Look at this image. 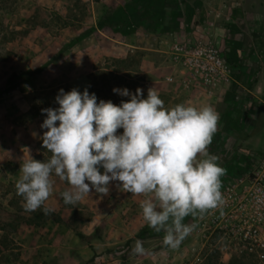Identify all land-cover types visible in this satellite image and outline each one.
<instances>
[{"label":"rangeland","instance_id":"1","mask_svg":"<svg viewBox=\"0 0 264 264\" xmlns=\"http://www.w3.org/2000/svg\"><path fill=\"white\" fill-rule=\"evenodd\" d=\"M187 43L218 49L232 81L210 92L204 86L185 87L170 54L174 45ZM137 87L144 98L154 87L165 107L186 103L184 96L192 90L197 97L191 104L215 107L220 121L209 152L222 167L227 166L222 153L259 146L264 0H0V264L222 263L217 236L204 230L200 214L185 217L183 223L195 228L171 249L163 244L165 233H156L143 220L144 197L124 192L119 181L110 182L107 196L93 190L72 207L61 195L70 185L53 176L49 202L54 197L55 210L49 215L42 208L25 211L16 194L28 155L38 161L51 156L42 146L47 129L40 127L46 118L41 109L59 107V89L87 88L97 102L119 106L129 97L112 89L135 94ZM29 234L38 238L40 251L30 246ZM137 239L143 241L144 255L132 252ZM230 263L255 264L238 257L222 264Z\"/></svg>","mask_w":264,"mask_h":264},{"label":"clouds","instance_id":"2","mask_svg":"<svg viewBox=\"0 0 264 264\" xmlns=\"http://www.w3.org/2000/svg\"><path fill=\"white\" fill-rule=\"evenodd\" d=\"M112 91L129 99L117 106L111 100L97 102L87 88L58 90L59 107L41 109L46 118L40 127L47 129L42 146L51 156L38 161L28 155L19 169L16 194L25 211L42 208L49 215L55 209L42 206L53 194V176L70 185L61 195L72 207L93 190L107 196L110 182L119 181L124 192L144 197L143 220L156 233H165V246L176 249L195 228L183 223L185 217L225 203L221 177L226 169L209 152L220 114L208 103L165 107L154 87L146 98L139 87L135 94L127 88ZM132 252L146 253L142 240L135 241Z\"/></svg>","mask_w":264,"mask_h":264},{"label":"built area","instance_id":"3","mask_svg":"<svg viewBox=\"0 0 264 264\" xmlns=\"http://www.w3.org/2000/svg\"><path fill=\"white\" fill-rule=\"evenodd\" d=\"M170 58L185 87L204 86L210 92L232 81L230 67L213 46L174 45ZM222 154L227 164L221 177L225 203L200 215V223L208 235L217 236L222 263L238 257L264 264V132L258 150L240 145Z\"/></svg>","mask_w":264,"mask_h":264},{"label":"crops","instance_id":"4","mask_svg":"<svg viewBox=\"0 0 264 264\" xmlns=\"http://www.w3.org/2000/svg\"><path fill=\"white\" fill-rule=\"evenodd\" d=\"M185 97V101H186V103H191L192 101H193V99H196V97H197V95H195V93H194V91L192 90V91H188L187 92V95H185L184 96ZM263 134V133H262ZM262 136V135H261ZM261 136L258 138V145L259 146H257V145H253V147H255V148H257V147H260V138H261ZM228 137H226L225 136V134H223L222 136H221V139H227ZM252 144H249V147L251 146ZM54 201H55V199H54V197H53V202H51V206H50V202H49V199L47 200V201H45V205H47V206H49V207H52V208H54V206H53V203H54ZM48 203H49V205H48ZM55 209V208H54ZM28 237L29 238H31L32 237V235L31 234H29L28 235ZM37 237H33V238H31V245L30 246H35L39 251H40V249H39V246H40V244L39 243H37L38 241H37ZM37 250V251H38Z\"/></svg>","mask_w":264,"mask_h":264},{"label":"trees","instance_id":"5","mask_svg":"<svg viewBox=\"0 0 264 264\" xmlns=\"http://www.w3.org/2000/svg\"><path fill=\"white\" fill-rule=\"evenodd\" d=\"M233 67V66H232ZM98 69H100V71H104L103 69V66L99 67ZM106 74V73H105ZM105 74L102 73V76L105 77ZM94 76L95 74H92L91 75V78H90V84H89V91L92 89V81L94 80ZM95 81V80H94ZM206 264H219L217 261H214V262H211V263H206ZM222 264V263H221ZM230 264H238V263H230Z\"/></svg>","mask_w":264,"mask_h":264}]
</instances>
